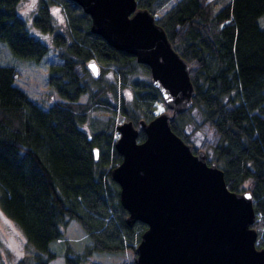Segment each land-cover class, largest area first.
Instances as JSON below:
<instances>
[{
    "label": "trees",
    "instance_id": "obj_1",
    "mask_svg": "<svg viewBox=\"0 0 264 264\" xmlns=\"http://www.w3.org/2000/svg\"><path fill=\"white\" fill-rule=\"evenodd\" d=\"M20 1L0 0V40L17 55L41 62L51 44L30 30L28 19L19 12ZM54 3L66 14L65 28L54 19ZM137 3L154 13L191 65L193 105L173 116L172 128L195 151L199 148L188 125L193 122L207 132L202 148L208 161H217L230 189L252 192L253 226L258 245L264 246V25L260 23L264 0ZM31 20L51 33L60 60L48 63L49 92L57 94L50 102L33 98L16 83L18 67L0 63V205L32 247L16 264H49L57 255L52 240L64 237L72 219L78 220L91 242L83 251L70 248L66 264L87 259L90 264H107L91 258L95 250L136 254L147 224L127 222L120 185L111 177V169L122 160L115 145L119 123H114L113 115L137 123L168 109L152 81L150 66L93 31L90 14L75 0H36ZM90 60L100 63L98 74L88 66ZM95 108L110 115L93 116ZM89 118L91 132L83 127ZM145 136L140 129V139ZM117 264H135V255Z\"/></svg>",
    "mask_w": 264,
    "mask_h": 264
},
{
    "label": "water",
    "instance_id": "obj_2",
    "mask_svg": "<svg viewBox=\"0 0 264 264\" xmlns=\"http://www.w3.org/2000/svg\"><path fill=\"white\" fill-rule=\"evenodd\" d=\"M75 1L90 14L93 31L150 66L168 107L152 119L117 125L122 160L111 177L120 185L127 222L147 224L135 246V264H264L252 192L230 189L217 161L209 162L205 149L195 151L172 128L173 116L193 105L190 62L137 0ZM88 66L99 73L97 60Z\"/></svg>",
    "mask_w": 264,
    "mask_h": 264
},
{
    "label": "rangeland",
    "instance_id": "obj_3",
    "mask_svg": "<svg viewBox=\"0 0 264 264\" xmlns=\"http://www.w3.org/2000/svg\"><path fill=\"white\" fill-rule=\"evenodd\" d=\"M167 8L168 6L166 5L164 8L157 11L156 15H160ZM35 9L36 0H21L19 3V12L28 19L30 30H32L44 41L51 44L50 50L43 57L41 62H37L34 58H24L17 55L6 41L0 40V63L14 64L16 67H18L19 73L16 78V83L27 90L29 95L33 98L50 102L57 98V94L51 96L49 92L50 86L47 83V72L49 69L48 63L60 60V56L54 49V46L52 47L51 33L44 32L38 26L33 24L31 16ZM52 9L54 13V19L58 27L61 26L65 28L67 26V17L61 5L54 3L52 5ZM260 23L264 25V15L260 17ZM106 73L109 77L112 76L111 69ZM126 89L128 90L127 93L130 94L131 88L128 86ZM85 97L86 95L82 96V98ZM92 115H110V112L101 108H95L92 110ZM194 115H196V121H199L201 116L198 110L194 111ZM113 116L114 123L116 124L126 119L119 113H116ZM90 120L91 119L89 118L83 123V127L86 128L88 132H91L92 130V124L90 123ZM187 131H189L195 146L197 148H202L203 142L206 140L207 132L199 127L196 128L195 123L193 122L188 125ZM116 134H119V131H117ZM209 151L211 156H213L212 149ZM89 242H91V239L78 220H70L69 224L66 226L64 237L54 239L50 244L51 248L57 252V255L50 260L49 264H66L65 254L70 248H72L74 251H83ZM31 250L32 247L30 246L29 241L26 239V236L20 225L12 220L3 211L0 205V262H3V264H16L19 259L27 256ZM134 255L135 254H133L131 250L115 252L95 250L90 256L92 259H97L107 264H117L123 259H132ZM80 264H90V259L82 260Z\"/></svg>",
    "mask_w": 264,
    "mask_h": 264
},
{
    "label": "snow or ice",
    "instance_id": "obj_4",
    "mask_svg": "<svg viewBox=\"0 0 264 264\" xmlns=\"http://www.w3.org/2000/svg\"><path fill=\"white\" fill-rule=\"evenodd\" d=\"M58 11V10H57Z\"/></svg>",
    "mask_w": 264,
    "mask_h": 264
}]
</instances>
